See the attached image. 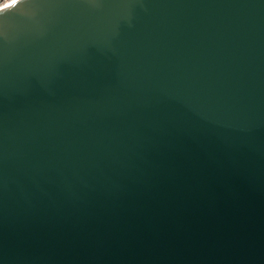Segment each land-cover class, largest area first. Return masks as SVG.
I'll return each mask as SVG.
<instances>
[{
  "label": "water",
  "instance_id": "obj_1",
  "mask_svg": "<svg viewBox=\"0 0 264 264\" xmlns=\"http://www.w3.org/2000/svg\"><path fill=\"white\" fill-rule=\"evenodd\" d=\"M0 264H264V0L0 11Z\"/></svg>",
  "mask_w": 264,
  "mask_h": 264
},
{
  "label": "built area",
  "instance_id": "obj_2",
  "mask_svg": "<svg viewBox=\"0 0 264 264\" xmlns=\"http://www.w3.org/2000/svg\"><path fill=\"white\" fill-rule=\"evenodd\" d=\"M15 0H0V8L8 7L12 5Z\"/></svg>",
  "mask_w": 264,
  "mask_h": 264
},
{
  "label": "snow or ice",
  "instance_id": "obj_3",
  "mask_svg": "<svg viewBox=\"0 0 264 264\" xmlns=\"http://www.w3.org/2000/svg\"><path fill=\"white\" fill-rule=\"evenodd\" d=\"M20 2V0H15V2L13 3V4H17V3H19Z\"/></svg>",
  "mask_w": 264,
  "mask_h": 264
},
{
  "label": "bare ground",
  "instance_id": "obj_4",
  "mask_svg": "<svg viewBox=\"0 0 264 264\" xmlns=\"http://www.w3.org/2000/svg\"><path fill=\"white\" fill-rule=\"evenodd\" d=\"M8 7H10V6H8ZM8 7L0 8V11H2V10H4V9H6V8H8Z\"/></svg>",
  "mask_w": 264,
  "mask_h": 264
}]
</instances>
